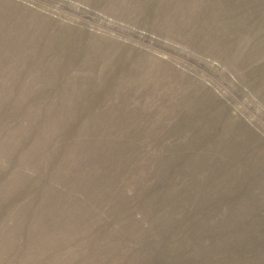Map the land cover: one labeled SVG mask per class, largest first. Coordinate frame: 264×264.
Returning <instances> with one entry per match:
<instances>
[{"label": "rangeland", "instance_id": "374dc122", "mask_svg": "<svg viewBox=\"0 0 264 264\" xmlns=\"http://www.w3.org/2000/svg\"><path fill=\"white\" fill-rule=\"evenodd\" d=\"M0 264H264V0H0Z\"/></svg>", "mask_w": 264, "mask_h": 264}]
</instances>
